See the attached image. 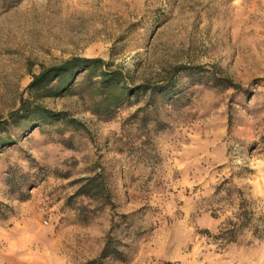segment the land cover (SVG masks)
Wrapping results in <instances>:
<instances>
[{"label":"rangeland","instance_id":"obj_1","mask_svg":"<svg viewBox=\"0 0 264 264\" xmlns=\"http://www.w3.org/2000/svg\"><path fill=\"white\" fill-rule=\"evenodd\" d=\"M75 56L134 94L97 114L86 72L29 89ZM23 99L66 119L1 132L0 264H83L109 237L124 258L104 264H264V0H0V121ZM96 174L105 194H76Z\"/></svg>","mask_w":264,"mask_h":264},{"label":"trees","instance_id":"obj_2","mask_svg":"<svg viewBox=\"0 0 264 264\" xmlns=\"http://www.w3.org/2000/svg\"><path fill=\"white\" fill-rule=\"evenodd\" d=\"M87 73L97 85L100 99L94 103V111L97 114H110L126 98L134 94V89L129 83V78L112 61H106L101 57L75 56L60 64L43 68L33 76L29 84L31 91H37L39 96H59L64 94L76 82V77L81 73ZM232 82V81H229ZM175 85L174 79L165 85H150L142 83L138 87L141 91L166 92ZM62 112L49 109L39 103L23 99L18 109L11 113V121H0V148L12 142L9 135H2L7 130L9 122L13 125L25 124V132L29 131L37 122H49L54 120H65ZM73 124H81L76 118H70ZM39 126V125H37ZM81 185L76 194L86 197H96L105 194L104 182L100 180V174L85 177L80 180ZM1 203V201H0ZM232 228L221 229L216 235L219 240L232 243L236 240V228L245 226V221L240 217L236 221H230ZM115 238L109 237L105 247L99 256L86 261L83 264H104L108 258L123 259V252L114 242Z\"/></svg>","mask_w":264,"mask_h":264}]
</instances>
